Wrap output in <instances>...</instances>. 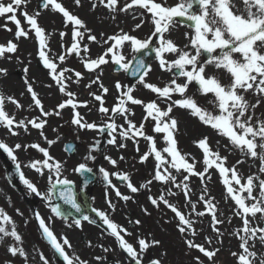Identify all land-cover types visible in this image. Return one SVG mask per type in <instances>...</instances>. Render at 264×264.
<instances>
[{
	"label": "snow or ice",
	"instance_id": "1",
	"mask_svg": "<svg viewBox=\"0 0 264 264\" xmlns=\"http://www.w3.org/2000/svg\"><path fill=\"white\" fill-rule=\"evenodd\" d=\"M27 0H10V2L5 3L4 0H0V17L6 20L12 21L16 26V32L14 36L16 40L21 37L28 38L29 32L34 30L35 38L39 44L38 56L44 67L49 69V74L51 78L55 81L59 88V91L68 97L64 102L58 105L60 110L65 109L67 106H71L75 110L78 106L87 107V101L76 102L74 101V93L67 90L66 81L71 79L65 75V73L72 71L71 69L64 68L58 71L59 65L49 57V35H46V31L38 23V17L40 12H36L34 15L29 14L27 11L22 9V5H25ZM75 5L80 6L81 0H74ZM242 7H237L234 0H179L175 6H166V3L157 2V0H130V2H125L123 7H119V11L129 12V10L139 8L144 10L140 13L141 17L145 13H150L151 23L154 26V31L147 39H138L137 37L124 33L113 35L104 41L108 44L109 41H114L106 49V51L99 55L96 59H83L84 67L90 72L99 69L102 65L108 64L109 61L118 65L124 71H128L132 65L130 62H126V57L120 52V49L124 46L125 42H130L131 47L134 52L139 53L144 49H148L153 43L152 37L158 36L159 46L155 48L156 57L159 60V66L161 69L172 72L173 69L178 70L176 77H184V83H177V78L171 80L170 84L164 86L163 88L158 87L152 83H148L145 77L148 76L151 71L150 66L146 68L145 62L141 59L136 63V67L133 70V75L139 76V83L146 89L151 90V92L157 94L158 97L164 99L165 101L171 100L173 93H178L183 99H177L172 101V103H167L165 108H161L156 100L150 102H145L138 99L132 95L134 89L132 87H127L126 90H121L122 85L117 82L115 88L121 90L118 103L114 107L109 109L105 107L104 97L101 95H96L91 93L96 101H99V112L108 115L111 111L112 115L108 116L107 123L102 126L96 123H89L84 120L78 111L73 112V117L71 123L77 125L82 129L89 130H99L101 132L106 129L109 130V135L111 139L108 140L109 144H116L117 128H122L123 131L119 132V135L125 140H136L137 137H143L144 140L150 143L149 150L145 152L141 157V163L148 161L149 157L154 154L155 161V172L153 179L156 181H161L165 184L172 183L177 188H180L186 198H189L191 189L187 183L189 176H198L202 181L205 179H210V173L208 169L215 168L218 170L219 175L223 178V184L226 187V191L230 198L235 201L237 206L236 215L241 216L243 221V228L239 231L244 233L240 236V248L242 252H232L231 255L237 257V264H254V260L257 257V253L251 249L255 247V242H259L264 245V227L252 226V221L249 217L256 218L257 214L262 223H264V179H260L259 176H247L246 180L238 173L236 166L226 167L227 156H221L218 151H213L208 143V137H203L194 143L203 152V170L197 171L195 163H190L186 159V155L182 154L178 148V142L175 138L174 133L178 131V121L171 115L174 107H180L189 111L190 115L198 118V120L214 129L220 136L225 137L229 140L231 146L239 149L244 155L250 156L253 159H258L260 161L259 171L264 173V120L255 121L254 120V110L259 106L261 100H264V0H239ZM99 4L104 5L110 11H117L119 6V0H99ZM93 8L97 7L94 3ZM194 6H198V11H194ZM51 7L52 11L62 14L65 18V24L71 23L73 25V30L71 33V44L70 47L66 49L65 54H59L58 60L63 63L66 59V55L75 54L80 55L81 51L88 52V46L85 44L81 46V42L85 38V34L88 33L87 39L90 41H97V37L91 34V29L87 28V25L76 15H73L68 11L59 0H42V8L49 9ZM21 12V15L25 18L27 25L29 26L26 31L24 27L21 26V20L17 18L16 13ZM134 18H136L134 16ZM177 18H183L186 21L191 22L188 27L193 29V35L190 36V46L194 49V54L180 48L173 40L165 37V33H168L177 21ZM145 21L141 19L140 23L135 25L136 29L143 26ZM4 27L7 31H12L7 28L6 25H0ZM83 30V31H82ZM68 35L66 32H60L61 40ZM188 36V34H185ZM63 47V45H62ZM188 45H185L187 48ZM18 49V44L9 41L6 45L0 44V57H4L5 53H15ZM219 50V51H217ZM165 53L176 54L177 58L168 61L165 59ZM207 53V58L201 60L202 54ZM111 54V56H109ZM236 54L239 55V59L236 58ZM107 57V58H106ZM135 59V57L133 58ZM212 66L216 70H223L229 74V83H222L221 79L215 74H206V69ZM143 70V71H142ZM27 73L28 69H24ZM0 75H7V69L0 68ZM75 76L81 78L82 74L80 72H75ZM195 82L197 87V92L202 96H208L211 94V99L208 100V104L213 106L212 110L202 107L195 99V96H188L189 86ZM27 85V91L31 94V98L34 104L39 108L40 112L44 116L49 115H60V111L55 113H50L44 110L41 100L38 98L37 93L34 91L32 83L25 80ZM92 84H98L102 89L103 93L107 94L109 89L100 82V76H96L95 79L91 81L87 87L91 88ZM252 92L255 96L260 97L255 103H250L243 93ZM5 99L11 101L16 107H22L19 101L15 100L13 97H5L3 93H0V125H3L12 135H19V132L14 130L15 128H23L24 131L28 130V124L35 129L43 130L46 120L37 118L29 120L25 123L24 120L16 121L15 117L10 116L4 108ZM129 102L132 105H143L146 115L143 120L147 121L151 118L154 123L153 131L155 133H163V139L167 146L163 150H158L156 147L155 138L151 135H147L144 129V123L142 122L139 127L129 119L130 115H134L130 108L127 107ZM31 107V105H30ZM218 110V114H214ZM121 116L124 118L128 127L124 128L123 125H117L115 123V116ZM42 136L43 131L40 133ZM47 140V137H45ZM56 141L48 140L49 145L54 144ZM119 147H126L125 144L121 143ZM34 148L43 154L45 159L35 160L30 162L29 167L33 168L36 172L41 175H45V169L48 170V181L51 184L50 191L54 190L57 185H72L74 182L67 179L66 177L61 179L63 164L59 161H55L49 151L42 147L40 144L34 143L30 145L16 144L10 147L8 144L0 141V149L7 153L8 157L15 162L17 171L20 172V179L26 185V187L36 195H41L36 185H34L30 180L25 178L22 171H20L21 165L18 161V157L15 155V151L21 148ZM259 149V151H258ZM137 151H139L138 141H137ZM167 154V156L164 155ZM170 157V159H169ZM87 159H94V157H87ZM112 165H116L117 161L108 158ZM123 159V157H121ZM50 161H52L50 163ZM237 163H243V161H237ZM171 166L177 172L183 169L188 175L183 176L182 183H176V177L172 175L166 165ZM163 169V171H161ZM73 171L77 173L91 172L92 169L88 168L86 164L81 163ZM104 179L108 181L111 185V180L109 179L110 174L101 169ZM230 174V175H229ZM120 180L127 182V187L131 192L136 193L139 189L131 183L130 177L127 174L114 173ZM53 176L55 179L53 180ZM254 181H258L259 197L253 195L254 189L257 184ZM150 184L151 181H148ZM234 184L237 187H234ZM115 187L114 185H112ZM141 187H147V184L141 185ZM206 185L205 192L199 199L205 202L206 211L211 215V226L213 230L217 233L219 237L221 235L220 229L216 225L224 223L223 220L217 217L216 205L212 203L211 199H206ZM247 193V195H243ZM116 195L122 196L119 189H116ZM168 195H176L175 193L169 191ZM61 198L68 204H70L76 212H81V205L77 202L75 195L72 193L71 189L67 192L61 191ZM46 200H51L53 197L46 195L44 197ZM122 199L127 201L130 199L129 196H122ZM151 203L159 207L160 202H163L171 211L178 217V229L181 234L186 231L191 230L193 236L198 235L196 228L194 227V221L185 216L176 205L171 204L164 195H161L159 199L149 197ZM214 199V198H213ZM246 201H253L252 203H247ZM111 208H115V205L108 201ZM190 203V199H189ZM193 211L196 209L195 204H190ZM19 211V210H17ZM52 213L57 217H62L60 207L53 206L51 208ZM110 229V234L115 237L119 242V247L123 249L135 264H142V253L146 252L149 247L158 245L160 242L157 240L147 242L145 239H139V249L129 243L124 235L121 233H128L126 229L117 225L112 221L108 214L104 211L93 209ZM146 211V210H145ZM36 219L39 221V227L42 229V234L44 238L48 241L51 247L57 252L66 264H88L87 261L82 260L79 256H70L66 251L67 248H71L69 240L64 237L58 239L53 230L46 223L45 219L40 216L37 212ZM198 216H204L205 212H197ZM83 220L89 221L90 223H95V221L89 220L87 215L83 216ZM0 221L4 224L12 223V218L0 208ZM139 224L140 221H135ZM74 224L77 227H82L81 220L75 219ZM71 226V225H69ZM239 231L235 233L239 235ZM0 242L3 241L4 237H12L15 241L22 243V237L17 232L15 226L13 225L11 231L6 227L0 226ZM249 241L253 243L250 245ZM211 239L206 238L205 243L211 244ZM222 243V241H220ZM188 248L197 249L203 254L205 258L210 262V264H215L214 258L219 253L220 249H208L204 244L195 243L191 239L185 240ZM8 251L12 256L19 255L27 261L28 256L23 247L20 246H10ZM105 252L108 251L107 248L104 249ZM40 259L43 264H49L47 258L43 254L40 255ZM97 260L103 259L102 257H96ZM196 264H204L203 260L199 256L195 257ZM150 264H161L159 259H154L150 261ZM259 264H264V257L260 258Z\"/></svg>",
	"mask_w": 264,
	"mask_h": 264
},
{
	"label": "rangeland",
	"instance_id": "2",
	"mask_svg": "<svg viewBox=\"0 0 264 264\" xmlns=\"http://www.w3.org/2000/svg\"><path fill=\"white\" fill-rule=\"evenodd\" d=\"M4 2L8 3L10 0H4ZM40 2L41 0H27V3L22 5V9L32 15L36 12H40L38 23L45 29L46 33L51 30V32L56 33L64 32L62 28H67V24L71 27L70 30L72 33L73 25L70 22L65 24V18L62 14L52 11L51 7H49V9L39 8ZM59 2L62 3L63 6L73 15H76L84 21L88 29L92 26L95 27V32L91 34L97 37V41L94 42L88 40V33H86L84 40L81 42V46L83 47V45L86 44L89 51H81L79 56L74 53L66 55L64 66L59 67L58 71L64 68L71 69L72 71L65 73L68 77H70L69 73L71 72L74 74L77 71L80 72L82 76L79 78L78 83H82L83 86L90 84L91 81L98 75L100 76V82L104 85V73L111 74L114 78L115 84L119 82L122 85L121 90H126L127 87H132L134 89L132 93L134 97L141 99L146 103L155 100L157 94L143 87L139 81L133 86H130L127 77H125L126 71L123 70L121 72H116L114 67L116 65L111 62V60L108 64L102 65L101 70L97 73H86L83 69L84 64L82 61V58L96 59L99 55H102L110 44L114 43V41H109L108 44H105L104 41L113 35L121 34V31L133 35L141 40L147 39L154 31V26L150 20L151 14L145 13V15L141 17L140 13L144 10L139 8L129 10V12L119 11V7H123L126 0H119L118 9L115 12L110 11L104 5L99 4V0H81L80 6L75 5L74 0H59ZM127 2H130V0H127ZM157 2H162V0H157ZM163 2L166 3V6H175L179 0H163ZM94 3L97 5L95 8L92 6ZM198 10L199 9L196 11ZM16 15L17 18L21 20V26L27 31L29 26L27 25L25 18L21 15V12L18 11ZM134 16L136 18H134ZM141 19H143L145 23L141 28L136 29L135 25L140 23ZM0 25H6L7 28L12 30L7 31L4 27H0V44L6 45L9 41H13L18 44V49L15 53H5L4 57H0V68L7 69V75H0V93H3L5 97H13L15 100L19 101L20 105H22L24 101L23 97L25 95L23 93L25 90L24 87L27 86L25 80L27 79L28 82L34 85L35 81L38 79L33 70L38 72L40 76V83L44 85L49 82L53 85L56 84L50 81L51 75L49 74V69L44 67L40 57L35 55L33 51L37 49V47L31 46V44L34 43L33 38H35L34 30L29 32L28 38L21 37L19 40H16L14 33L17 29L12 21L0 17ZM107 28H109V30H107ZM106 31L110 32V34L106 35ZM186 33L188 36L185 35ZM193 34L192 28L186 27L176 21L170 31L165 33V37L173 40L180 48L194 54V49L190 46L189 40L190 36ZM157 37L158 36L152 37L153 42ZM51 40L52 39H50V42ZM71 42V37H69V40L66 38L63 40L60 39V43L55 45L48 42L49 48L51 49L49 55L55 58V56L59 53L65 54L66 49L70 47ZM155 44L156 47L159 46V39ZM185 45H188V47L185 48ZM120 52L126 57V62L130 63L137 54L133 51L130 42H125L124 46L120 49ZM109 56H111V54H109ZM164 56L168 61H172L177 58V55L172 53H165ZM206 58L207 53L202 54L201 60ZM236 58L239 59L238 54H236ZM25 68L28 69L27 73L24 71ZM150 68L151 71L148 76L145 77V80L146 82L152 83L158 87L163 88L164 86L170 84L172 79L177 78L176 73L178 70L173 69L172 72H168L161 69L157 58L151 64ZM206 74H215L221 79L222 83H229V74L223 70H216L212 66H209L206 69ZM184 82V77L177 78V83ZM197 87L198 86L194 82L189 86L186 95H194L198 104L212 110L213 106L208 104V100L212 98L211 94L208 96H202L197 92ZM143 89H146V93L144 92L141 94ZM121 90L116 89V94L113 95V101L108 105H106V103L109 102L107 94L103 93L100 87L96 92H90L89 95H86L88 105L90 106L88 111L89 113L92 112L94 114V121L91 123H96L97 125L102 126L103 124L109 122L108 116L112 115L111 111L108 115L99 112L100 102L96 101L91 93L103 96L105 107L111 109L116 103H118V97ZM54 93L57 96V100L53 95H51L50 98L42 99L41 101L44 110L50 113L54 112V101L62 103L66 99V96L59 91L57 85L54 86ZM86 93H88V91H86ZM243 94L250 103H255L257 99H260V97L255 96L252 92ZM75 96L77 95L75 94L73 98H75ZM177 99H183V97H181L178 93H173L171 100L165 101L163 99L159 105L163 109L166 107L167 103H172V101ZM127 107L134 113V115L129 116V119H131L137 127H139L143 122V130L147 135H151L155 138L157 149L162 151L163 148L167 146L163 139L164 134L155 133L153 131L155 122L151 118H148L147 121L143 120L146 115L143 105H132L129 102ZM4 108L10 116L15 118L20 114L19 108L11 101H6V99ZM251 111H254L255 121L264 120V100H261L259 106L254 110H250V112ZM214 114H218V110H216ZM171 115L178 121V131H176L174 135L181 153H183V149L187 145L191 146L192 150L195 147L198 148L194 142L203 137H208V143L212 150L218 151L221 156H227L225 166H236L238 173L244 178L242 182H244L249 175L259 176L260 179H264V173L259 171L260 161L258 159L246 156L239 149L231 146L227 138L220 136L210 126L202 124L198 118L191 116L188 110L180 107H174ZM30 116L33 117V119L40 118L47 121L43 130L38 131L33 128L31 124H28L27 131H24L23 128H18L15 131L19 132V135H12L3 125H0V141H3L13 148L18 143L21 145H30L33 144V142L44 147V145H42V141H44L45 137H47L46 130L48 131L49 128L52 127L51 123L48 128L51 115L44 116L40 112L39 108H36V112L31 113ZM25 118L23 119L25 123L29 120H33L32 118ZM56 119L59 120V117L56 116ZM114 119L118 126L123 125L124 128L128 127L123 117L117 115ZM66 122H68L66 119L59 120V136L64 139L63 151L66 159L69 160L70 163L64 164L61 162L63 164L61 179L66 177L67 179L73 181V186H75L76 190L80 192L83 189L82 181L78 175L79 173L73 171V169L81 163L86 164L88 168L92 169L91 172L95 173L97 176V182L87 191L89 194L88 196L92 199V206H94L97 210L107 213L112 221L126 229L128 233H131V235H127L122 232L121 235H124L125 239L129 243L133 244L138 252L140 251L138 244L139 239H145L149 243L153 240L160 242L158 245L151 246L146 252L142 253L143 262H150L154 259H159L161 264H196L195 257L199 256L200 259L203 260L204 264H210L207 258H205L197 249L188 248L185 243L187 238L193 240L195 243L204 244V246L208 249L219 248L220 251L214 258L215 264H237V257L232 256L231 253L242 252V249L240 248L241 241H239V239L237 240L235 236L230 235V232L234 227V222L232 220L230 221L229 215H226L228 217L227 220L224 219L223 214L225 212H229L230 210H228L229 208H222L225 202L223 198V189H225V185L222 182L223 178L219 175L218 170L215 168L208 169L210 179L202 181L198 176L191 175L189 176L188 181L191 182L190 184L194 190V200L192 203L204 206V208L205 202L200 200L199 197L204 194L205 185L207 186L206 199L212 200V203L215 204L217 208V217L224 221V223L216 225V227L220 229L221 235L218 237L217 233L213 230V227L211 226V215L206 210L205 215L202 217L200 216L198 227H195L199 233L198 235L193 236L191 234V230L181 234L177 227L179 222L178 217L175 216L171 209L163 204V202H160L159 207H157L153 205L149 199V197L159 199L161 195H164L171 204L176 205V207L189 218L187 204L179 202V188L172 183L165 184L161 181L153 179L155 164L157 163L155 161L154 154L149 157L148 161L141 163L140 157L147 152L150 147V143L148 141L144 140L143 137H137L136 140H125L119 135V132L123 131V129L118 127L117 132L115 133L116 144H109L108 140L111 139L109 130L106 129V135L99 130H94L96 132L95 140L92 142L93 144L86 145L85 149L84 138H76V135L70 134V130ZM41 131H43V136L40 134ZM34 136H36V138H34ZM137 141L139 151L136 150ZM66 143L80 144L75 156L70 157L66 154L64 149ZM121 143L125 144L126 147H119L118 145ZM196 153L197 158H194L193 162L196 165V170L200 171L205 167L203 164V152L198 148ZM0 154L2 155L1 150ZM15 155L18 157V161L21 165L20 171L23 172L25 178L36 185L41 195L32 193L20 177H18L19 181L17 185L12 187L5 176L8 165H3L2 163L8 162L11 163V166L16 165L15 162L8 157L7 153H5V158L7 159L0 160V208H2L8 216L12 218V223L4 224L3 221H0V226L6 227L9 231H11L14 225L17 232L22 237V243L15 241L14 238L10 236L4 237L3 241L0 242V264H43V261L40 259L41 254L48 259L49 264H65L58 259V255L55 250L49 247L47 240L42 234V229L39 227V221L36 219L35 214L38 212L40 216L45 219L51 229L53 227L60 228L63 224V229L73 228L77 231L78 227L75 226L73 221L67 220L66 222H63L61 218L56 217V215L52 213L51 208L54 205L53 198L47 201L40 199L42 197L44 198L46 195L53 197L51 194L52 191H50L51 184L47 178L48 170L45 172V175H41L33 168L29 167V164L32 161L42 160L44 158L38 156V152L32 153L28 147L16 150ZM164 155L167 156L166 153H164ZM89 156L94 157V159H87ZM109 157L117 161L116 165H112L110 163L108 159ZM121 157H123V159H121ZM237 161H243V163H237ZM51 162L52 161H50V163ZM166 167H168L172 175L176 177V183H182V172H177L175 169H172L170 164L166 165ZM28 168L34 170L37 175L32 177L28 174V172H26V169ZM101 169L106 170L110 174L109 179L111 180V185H104L106 180L104 179ZM161 171H163V169H161ZM72 172H75L73 178L68 176ZM114 173L127 174L130 177L131 183L136 186L139 191L133 193L127 185L120 186L119 184H116L114 180ZM54 179L55 176H53V180ZM148 181H151V183L149 184ZM254 183L257 184V187L254 189L253 195L259 197L258 181H254ZM145 184H147V187H141V185ZM234 187L238 188L235 184ZM19 189H21V191H18ZM116 189H119L122 196H129L130 199L125 201L122 199V196H117ZM169 191L175 193L176 195H168ZM243 195L246 196L247 193H244ZM226 196L229 201H233L229 194ZM108 201H111V203L115 205L114 210L109 206ZM233 202L235 203V201ZM252 202L253 201H247V203ZM259 215L260 214H258L256 218L249 217L252 221L253 227H264V223H261ZM137 220L140 221L139 224L135 223ZM81 224L82 227H80V230L78 231H84L83 227L85 224L82 222ZM206 238L211 239V244L205 243ZM74 239L75 244H72L69 241L72 245L70 248V251L73 253L72 256H79L82 260L87 261L88 264H90L89 259L93 257L103 258L100 262H96L95 264H123L124 262L123 260L121 261L119 257H125V253L121 251L119 242L116 239L115 241L106 238L102 239L90 249H87L88 246H84L85 244L80 242L79 237ZM220 241H222V243ZM249 243L251 245L253 242L249 241ZM13 245L24 248L28 256L27 261L19 255H11L8 248ZM105 248L108 249L107 252L104 251ZM251 250L257 253V262L255 264H259L260 258L264 257V245H261L257 241L255 242V247ZM109 259H111L110 262H108Z\"/></svg>",
	"mask_w": 264,
	"mask_h": 264
},
{
	"label": "bare ground",
	"instance_id": "3",
	"mask_svg": "<svg viewBox=\"0 0 264 264\" xmlns=\"http://www.w3.org/2000/svg\"><path fill=\"white\" fill-rule=\"evenodd\" d=\"M234 2H236L237 7H241L242 6L239 3V0H234ZM70 28L71 27H69L68 24H67V28H62L64 30V32H66L68 34L67 36L64 37V38H66L68 40H69V37H71ZM90 29H91V33L95 32V27L94 26H92ZM107 30H109V28H107ZM51 31L46 33V35H49V41L48 42L53 44V45L60 43V39H61L60 38V33L51 32ZM105 33H106V35L110 34V32H108V31H106ZM50 39H52L51 42H50ZM33 42L34 43H32L31 46L37 47V49H35L33 51H34L35 55H38V50H39L38 41L36 40V38H33ZM58 55H56L55 58L51 57L50 55H49V57L52 58L53 60L55 59L56 60L55 62L59 65V67H63L64 66V62L60 63V61L58 60ZM66 65H68V64H66ZM101 68H102V66L99 69L93 71V73H97L99 70H101ZM83 69H84V71L86 73L90 72L85 67H83ZM33 71L37 75L38 79H37V81H35L34 85H32V86H33L34 91L37 93L38 98L42 101V99L50 98V96L53 95L56 98V100H57V96L54 93V86H56V85H53L50 82L48 84H45V85L40 83V81H39L40 80V76H39L38 72L35 71V70H33ZM104 75H105V77H104L105 78L104 86L109 89V91L107 93V98H108L109 102L106 103V105H108L109 103H111L113 101V95L116 94V89L114 88L115 81H114V78L112 77L111 74L104 73ZM69 76L71 77V79L67 80V90H69V91H71V92H73V93H75L77 95V96H75V98H73L74 101H76V102H81V103L85 102V101L88 102V99H87L86 95H89L90 92H96L98 90V88H99L98 84H96V85L93 84L91 86V88H89V87H87V85L83 86L82 83H77V79L78 78L75 77V74L72 73V72L69 73ZM51 81L53 82V79ZM112 86H113V88H112ZM24 88H25V90L23 92L25 94L24 97H23L24 101L22 103V107H18L19 111H20V114L18 115V117L15 118L16 121L23 120L25 117H26L25 119H27V118H32L33 119V117H31L30 114L31 113H35L36 112V108H37L35 106V104H34V101L31 98V94L27 91V86H25ZM86 91H88V93H86ZM144 92L146 93V89H143L141 94H143ZM67 98L68 97H66V99ZM155 98H156L155 99L156 102H159L158 104H160L161 101L163 100L162 98L158 97L157 95H156ZM6 101L9 102V100H7V99H6ZM59 104H60V102H55L54 101V105H53L54 112L53 113H55L56 111H60V115L58 116L59 120H62V119L68 120V122H66V123H67V126L69 127L70 134L76 135V138L83 137L84 140H85V143H84L85 149H86V145L93 144L92 142L95 140V136H96V132L94 130L82 129V128L78 127L77 125L71 123L74 111H78L81 114V116L87 122L91 123L92 121H94V114L92 112L89 113V111H88L90 109V106L88 105V103H87V107L78 106L75 110H73L71 108V106H67V107H65V109L60 110L58 108ZM30 105H31V107H30ZM56 116L57 115H55V114L50 116V123H49L48 128L50 127L51 123H52V127H50L48 131L46 130V132H47L46 134H47L48 140H54L56 142L54 144L49 145L47 143L48 140H46V141L44 140V141H42V145H44V148H46L49 151L50 155L52 157H54V159L56 161L63 162L64 164H69L70 161L66 159L64 151H63L64 139L59 136V132H60L59 120L56 119ZM17 129L18 128H15V126H14V130H17ZM37 130L40 131V129H37ZM34 138H36V136H34ZM34 143L35 142H33V144ZM197 150H198V148L195 147L192 150L191 146L187 145V146L184 147L182 154H185L186 155V159L190 163H192L194 158H197V153H196ZM30 151L32 153H37L38 152V156H41L42 158L45 159V157H43V154L40 153L37 149L30 148ZM3 153H5V152H3ZM6 159L7 158H5V155L4 156L0 155V160H6ZM4 163H2V164H4ZM44 171L46 172L47 169H45ZM26 172H28V174H30L32 177L37 175L36 172L34 170H32L31 168L26 169ZM180 172H182V177L181 178L183 180V176L188 175V173H186L183 169H181ZM74 173L75 172H72L68 176L73 178ZM187 183L189 185V188L191 189V192L189 194V198H186L184 196L182 190L179 188V192L178 193L180 194V196L178 197V199L180 200L179 202H181L182 204H187V207H188V210H189L188 211L189 218L194 221V227L197 228L198 224H199L198 221L200 219V216L197 215V212H200V211L206 212L205 211L206 208H204V206H199V205L195 204L196 205V209H195V211L192 210L190 204H194V203H192V201L194 200V196H193V191L194 190L192 188V185L190 184L191 182L187 181ZM224 188L225 189H223V193H224L223 198H224L225 202H224L222 208L225 207V209L229 208L228 210H230L229 212H225L223 214L224 215V219L227 220L228 217L226 215H229L230 221L232 220L234 222V227H233V230H231L230 235L235 236L237 238V240L239 239V241H240L239 237L244 235V233L242 231H239L240 229L243 228V221H242L241 216H238V215L235 214V211L238 210L237 206L235 205V203L233 201H231V200L229 201L227 199L226 195H228V193L226 191V187L225 186H224ZM40 199L43 200V201H47L43 197L40 198ZM189 199H190V203H189ZM238 231H239V235H236L235 233H237ZM256 259H257V257H256ZM256 259L254 260V264L257 262Z\"/></svg>",
	"mask_w": 264,
	"mask_h": 264
},
{
	"label": "water",
	"instance_id": "4",
	"mask_svg": "<svg viewBox=\"0 0 264 264\" xmlns=\"http://www.w3.org/2000/svg\"><path fill=\"white\" fill-rule=\"evenodd\" d=\"M40 8H42V2L40 4ZM180 20V22H182L183 24L187 25L190 24L191 22L184 20L183 18H178ZM155 48L154 46H150L148 49H144L141 52H139L137 58L135 59V61L132 64V67L130 68L129 72H128V76L129 79L132 81V83H134L135 81L139 80V76L138 75H133L132 72L136 67V63L138 60H143L145 62V66L146 68L150 65V63L155 59ZM116 70H121V68L116 67ZM143 71V70H142ZM77 150V146L68 144L67 145V151L69 152L70 155L75 154V151ZM84 180V182L86 183V185L91 184L94 181V177L90 174V173H83L80 174ZM9 179L12 182H15L19 177V171H17L16 168L11 170V173L8 175ZM118 182H120L121 184H124L125 181L120 180L118 177ZM69 189H71L72 193L75 195V198L77 200V195L75 193V188L74 186L68 185V186H64V185H57L55 188V197L57 198V201L59 203L60 206V210L61 213L65 216V217H70V216H74L76 219H80L83 220V216L87 215L89 217V220L91 221H95V225H99V227H103L106 228L107 226L104 223H101L99 220V217L97 215V213H95L92 209H91V204L90 201L87 198L85 199V205L87 207V211H84V209L81 207V212H76V210L68 203H66L60 196L61 191H65L67 192Z\"/></svg>",
	"mask_w": 264,
	"mask_h": 264
},
{
	"label": "flooded vegetation",
	"instance_id": "5",
	"mask_svg": "<svg viewBox=\"0 0 264 264\" xmlns=\"http://www.w3.org/2000/svg\"><path fill=\"white\" fill-rule=\"evenodd\" d=\"M63 228H64V225L60 226V228H57V227L52 228V230L56 234L57 238L61 239V242H62V238L66 237L67 239H69V241L72 244H75L74 238L79 237L80 242L84 243L85 244L84 246H88L87 249L93 248L95 246V244L100 242L102 239L106 238L109 240H114V237L110 233L103 232L98 227H95V226H92L89 224L84 225V227H83L84 231H78V230H80V227H78L77 231H75L73 228L71 229L69 227H68L69 229H63ZM66 251L69 253L70 256L73 255V253L70 251V248L66 247ZM58 259H60V261L62 263H65V261L63 260V258L61 256H59ZM89 260H90L89 263H94L96 261H100V260H97L96 257H93ZM124 261H125V264L135 263V261H133L131 259V257H126L124 259Z\"/></svg>",
	"mask_w": 264,
	"mask_h": 264
}]
</instances>
